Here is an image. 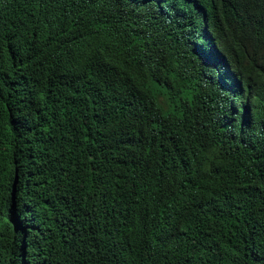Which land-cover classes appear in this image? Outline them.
Instances as JSON below:
<instances>
[{
    "label": "trees",
    "instance_id": "16d2710c",
    "mask_svg": "<svg viewBox=\"0 0 264 264\" xmlns=\"http://www.w3.org/2000/svg\"><path fill=\"white\" fill-rule=\"evenodd\" d=\"M120 1L0 0V264H264V99L232 124L216 64L264 76V0L200 57L210 0H136L168 37L149 76Z\"/></svg>",
    "mask_w": 264,
    "mask_h": 264
},
{
    "label": "clouds",
    "instance_id": "9594fccd",
    "mask_svg": "<svg viewBox=\"0 0 264 264\" xmlns=\"http://www.w3.org/2000/svg\"><path fill=\"white\" fill-rule=\"evenodd\" d=\"M92 1V0H88ZM99 2V0H96ZM193 2L196 7L203 9L201 0ZM234 0H210L212 11L207 12L210 17H202L197 20L188 22L190 26V34L196 40L195 49H197V56L203 55V45H211L216 52L224 53L225 40L222 44L218 42V35L223 31L225 35L227 26L222 14L227 9L229 3ZM240 2V10L242 15L245 13L248 4L252 0H236ZM204 10V9H203ZM109 16L114 27L120 26L123 34L129 36V43L125 51V59L130 69L137 70L147 75L141 68H154L157 57L164 56L167 46L168 37L166 31L162 28L157 31H147L150 39L143 32V25L150 19L136 4V0H122L115 2L109 8ZM208 54V53H206ZM218 67L217 81L221 88L229 96H234L235 99H230L232 103L225 104L230 107L236 114L232 124L243 127L248 123V116L245 114V107L249 108L256 99H264V76L256 77L251 74V70H240L234 65L233 55L228 54L223 62L216 63ZM210 74L206 76V84L210 80ZM247 102L242 101L241 98H246ZM250 99V102H249ZM241 102V104H239ZM242 107L243 110L240 109ZM264 120V118L262 117ZM176 205H180L178 202Z\"/></svg>",
    "mask_w": 264,
    "mask_h": 264
},
{
    "label": "water",
    "instance_id": "95a60500",
    "mask_svg": "<svg viewBox=\"0 0 264 264\" xmlns=\"http://www.w3.org/2000/svg\"><path fill=\"white\" fill-rule=\"evenodd\" d=\"M16 178V177H15Z\"/></svg>",
    "mask_w": 264,
    "mask_h": 264
}]
</instances>
